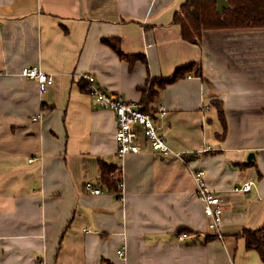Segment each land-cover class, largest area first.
Listing matches in <instances>:
<instances>
[{"label":"crops","instance_id":"crops-1","mask_svg":"<svg viewBox=\"0 0 264 264\" xmlns=\"http://www.w3.org/2000/svg\"><path fill=\"white\" fill-rule=\"evenodd\" d=\"M183 1L0 0V264H263L236 233L264 224V27L189 42L171 22ZM113 36L154 75L200 62L153 102L165 107L156 123L169 153L145 142L116 155L115 113L81 75L137 102L147 68L118 57ZM32 65L52 78L43 91L21 73ZM98 159L120 166V198L85 191ZM197 169L221 197L220 235L207 228Z\"/></svg>","mask_w":264,"mask_h":264},{"label":"trees","instance_id":"trees-1","mask_svg":"<svg viewBox=\"0 0 264 264\" xmlns=\"http://www.w3.org/2000/svg\"><path fill=\"white\" fill-rule=\"evenodd\" d=\"M227 2L228 6L223 7L220 12L217 10L216 0H184L174 12L171 22L180 26L181 37L184 40L196 43L200 41L201 33L205 29L264 27V0H227ZM105 42L114 49L118 57L127 60L130 66L138 59L145 64L147 73L144 81L136 86L139 92L137 103L142 110L151 114L155 113L153 102L162 88L191 72L195 75L201 74L200 62L191 61L177 67L170 76L154 75L148 69L144 55L126 54L120 50L118 37H108ZM214 103L223 122L221 102L214 100ZM48 107L54 106L49 104ZM97 163L98 176L94 184L114 191L117 198H120L121 170L117 165L103 159H98ZM236 235L243 237L246 248L255 250L264 264V224L256 228H243Z\"/></svg>","mask_w":264,"mask_h":264},{"label":"built area","instance_id":"built-area-1","mask_svg":"<svg viewBox=\"0 0 264 264\" xmlns=\"http://www.w3.org/2000/svg\"><path fill=\"white\" fill-rule=\"evenodd\" d=\"M21 73L30 78L38 80V88L43 91L46 84L52 82L49 74L40 70L36 65L25 66ZM85 80V87L87 92L92 97L93 101L104 107L111 108L116 117V155L122 157L127 153L139 152L142 143H148L149 146L156 151L169 153L171 149L166 142L163 132L159 129L156 123L158 117L162 115L165 110L163 105H159L155 109V113L144 111L141 106L134 101L127 100L121 96L115 95L104 90L101 86L95 83L94 77L89 74L81 75ZM36 119V117H32ZM175 154V153H174ZM32 159L30 158L29 161ZM118 169L121 170L120 166ZM196 188L195 192L199 199L203 202V212L207 218V228L218 235H220L219 225L222 219V205L221 197L218 192L210 189L205 184L203 179V171L200 169L194 172ZM252 181H245L240 186H235L236 191H248L251 188ZM122 187V182L120 183ZM84 189L87 192L96 194L101 192V188L91 181L84 183ZM122 190L120 191V194ZM125 253L124 246L117 249V254L123 257ZM33 264H41L40 261H35Z\"/></svg>","mask_w":264,"mask_h":264},{"label":"water","instance_id":"water-1","mask_svg":"<svg viewBox=\"0 0 264 264\" xmlns=\"http://www.w3.org/2000/svg\"><path fill=\"white\" fill-rule=\"evenodd\" d=\"M226 6H228V2H227V0H216V7H217V10L218 11H222V8L223 7H226ZM249 156H253V153L252 152H250L249 154H248ZM248 156V158H250Z\"/></svg>","mask_w":264,"mask_h":264},{"label":"rangeland","instance_id":"rangeland-1","mask_svg":"<svg viewBox=\"0 0 264 264\" xmlns=\"http://www.w3.org/2000/svg\"><path fill=\"white\" fill-rule=\"evenodd\" d=\"M114 172V171H113Z\"/></svg>","mask_w":264,"mask_h":264}]
</instances>
